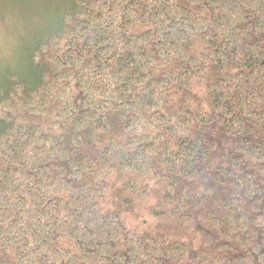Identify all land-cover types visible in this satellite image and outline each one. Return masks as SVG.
Instances as JSON below:
<instances>
[{
    "label": "trees",
    "instance_id": "1",
    "mask_svg": "<svg viewBox=\"0 0 264 264\" xmlns=\"http://www.w3.org/2000/svg\"><path fill=\"white\" fill-rule=\"evenodd\" d=\"M63 1L0 66V264H264V0Z\"/></svg>",
    "mask_w": 264,
    "mask_h": 264
},
{
    "label": "rangeland",
    "instance_id": "2",
    "mask_svg": "<svg viewBox=\"0 0 264 264\" xmlns=\"http://www.w3.org/2000/svg\"><path fill=\"white\" fill-rule=\"evenodd\" d=\"M59 1L61 0H8L5 8L2 6L7 4L0 3V66L6 64L16 69L20 67L18 57L20 58L19 50L23 40L27 33L35 31L33 14H38L40 17L37 18L45 21L52 8L60 4Z\"/></svg>",
    "mask_w": 264,
    "mask_h": 264
}]
</instances>
